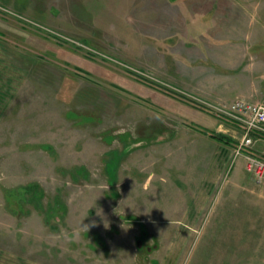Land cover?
<instances>
[{"label": "rangeland", "instance_id": "rangeland-1", "mask_svg": "<svg viewBox=\"0 0 264 264\" xmlns=\"http://www.w3.org/2000/svg\"><path fill=\"white\" fill-rule=\"evenodd\" d=\"M239 98L264 0H0V264H264Z\"/></svg>", "mask_w": 264, "mask_h": 264}, {"label": "built area", "instance_id": "built-area-1", "mask_svg": "<svg viewBox=\"0 0 264 264\" xmlns=\"http://www.w3.org/2000/svg\"><path fill=\"white\" fill-rule=\"evenodd\" d=\"M215 107L217 116L228 119L241 132L237 154L246 159V168L264 185V103L243 98Z\"/></svg>", "mask_w": 264, "mask_h": 264}, {"label": "trees", "instance_id": "trees-1", "mask_svg": "<svg viewBox=\"0 0 264 264\" xmlns=\"http://www.w3.org/2000/svg\"><path fill=\"white\" fill-rule=\"evenodd\" d=\"M216 139L220 141H225L226 139L224 136H215ZM39 184L37 183H28L24 186H20L18 189H11L7 191V196L8 199L11 200L10 198L12 196H15V198L19 202V206L24 205V202H29V203H35V206L37 208H41L43 210V205L40 202V198L43 195V193L40 191ZM22 208V207H20Z\"/></svg>", "mask_w": 264, "mask_h": 264}]
</instances>
